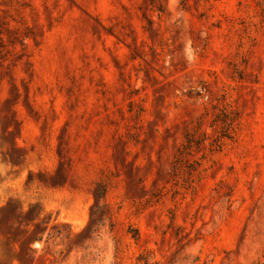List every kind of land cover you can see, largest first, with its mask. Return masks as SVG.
<instances>
[{"label": "rangeland", "instance_id": "1", "mask_svg": "<svg viewBox=\"0 0 264 264\" xmlns=\"http://www.w3.org/2000/svg\"><path fill=\"white\" fill-rule=\"evenodd\" d=\"M22 257L264 264V0H0V264Z\"/></svg>", "mask_w": 264, "mask_h": 264}, {"label": "trees", "instance_id": "2", "mask_svg": "<svg viewBox=\"0 0 264 264\" xmlns=\"http://www.w3.org/2000/svg\"><path fill=\"white\" fill-rule=\"evenodd\" d=\"M101 197H97V200H99ZM32 220H34V219H32ZM35 241H39V239H30L29 241H28V245H31L33 242H35ZM29 251H31L30 249H29ZM20 260V263L22 264L23 262H25V261H29L30 259L29 258H27V259H25V258H20L19 259Z\"/></svg>", "mask_w": 264, "mask_h": 264}]
</instances>
